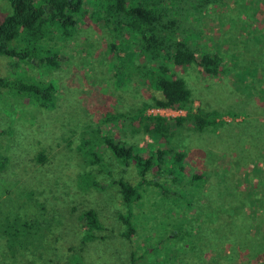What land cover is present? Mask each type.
<instances>
[{"label":"rangeland","instance_id":"1","mask_svg":"<svg viewBox=\"0 0 264 264\" xmlns=\"http://www.w3.org/2000/svg\"><path fill=\"white\" fill-rule=\"evenodd\" d=\"M10 13L0 0V21ZM182 21L196 56L217 53L234 71L230 82L225 75L204 76L196 64L176 70L193 109L214 112L210 118L223 125L200 133L168 121L170 133L153 148L136 117L123 122V116L136 115L158 93L139 81L140 60L130 78H117L101 23L87 16L73 37L49 41L46 47L58 51L53 69L0 56V77L34 79L56 90L47 107L0 90V154L6 159L0 169V264H264V95L255 82L264 79V0H221L205 11H187ZM253 84L256 94H250ZM104 137L144 157L163 144L183 150L184 175L202 178L173 184L154 168L147 182L168 184L177 200L159 198L155 185L143 187L130 211L135 233L129 236L117 182L136 185L139 177L133 163L123 166L103 145ZM80 177L98 187L78 186ZM220 182L226 184L223 197ZM90 209L100 223L91 233L81 219ZM171 229L179 231L177 239Z\"/></svg>","mask_w":264,"mask_h":264},{"label":"trees","instance_id":"2","mask_svg":"<svg viewBox=\"0 0 264 264\" xmlns=\"http://www.w3.org/2000/svg\"><path fill=\"white\" fill-rule=\"evenodd\" d=\"M6 1L11 13L0 21L1 57L25 62L38 69L56 68L58 66L56 61L58 51L52 52L46 45L53 39L60 42L73 37L76 26L89 16L91 21L97 24L101 23L102 27L107 30L109 37L107 51L113 55L116 61L117 78L121 75L125 76L126 79L130 78L133 74L134 62L136 60L141 61L138 79L144 86L148 84L151 90L158 93V96L153 95L151 102L141 104L136 115L131 118L123 116L125 120H122L125 122L126 119L130 120L136 117L139 126L143 128L144 133L151 140L147 144L150 148L156 146L158 140L165 138L170 133L168 121L160 117L146 115V111L150 108H168L177 105L186 110L187 113L185 116L174 120L176 125L181 126L186 123L200 133L210 128L212 131H216L223 125L222 122L216 121L218 117L210 118L214 112L204 113L200 108L193 109L191 92L186 87L182 77L176 74V70L194 64L200 66L204 76L208 78L225 75L229 79L234 73V71L233 73L229 72L226 68L227 63L217 53L211 54L202 51L198 52L199 54L196 56V49L190 47L191 43L185 39L183 32L182 18L184 13L187 11L194 13L205 11L209 5L218 4L221 0ZM138 48L139 52L137 51ZM234 63H236L235 60ZM259 72L264 73L261 70ZM239 79V77L236 79L238 83H242L243 80L239 81ZM232 80L233 78H230V82ZM255 82L263 86V88L259 87V91L264 95V79ZM254 88L253 84L251 88L253 90L250 94H256L257 90ZM1 89H7L14 95L29 97L42 107H47L53 103L54 92L56 91L51 83L36 82L34 79L25 80L21 77L14 80H10L8 77H0ZM236 92L240 93L238 89ZM3 133V131L0 132V136ZM102 143L112 151L114 157L123 166L133 163L137 170L139 181L136 185H131L122 180L117 182L123 203L128 211V214L121 216L120 219L126 226V234L129 236L135 233L130 211L135 202L141 199L143 187L155 185L161 194L159 198L177 200L176 195L167 189L168 184L165 183L163 186V184L160 185L153 180L147 182L146 178L154 168L157 171V177L165 176L173 184L181 180V184L184 182L194 185L197 180L202 178V174L186 177L183 167L185 153L182 152L183 150L174 151L168 144H163L164 149L157 148L144 157L142 153L136 152L132 146L123 141L104 137ZM39 160L42 161L43 157L40 156ZM95 161L100 162L97 159ZM5 163V157L0 154V169L4 168ZM80 179L81 177L78 186L87 182L80 181ZM87 185L98 187V184L90 177ZM225 187V183H218V188L221 190L217 193L219 196H221L219 193L224 194L223 188ZM251 204L253 202H250ZM81 219L84 221L83 225L87 232L91 233L100 229L98 216L94 210H86L81 214ZM15 232L17 234V231ZM177 233L179 231L175 229H171L169 232L171 237L176 239ZM167 234L165 236L168 240L170 237ZM91 236L96 239L93 234Z\"/></svg>","mask_w":264,"mask_h":264},{"label":"built area","instance_id":"3","mask_svg":"<svg viewBox=\"0 0 264 264\" xmlns=\"http://www.w3.org/2000/svg\"><path fill=\"white\" fill-rule=\"evenodd\" d=\"M186 113V110L179 108L177 105L168 108H150L146 111L147 116L160 117L166 121H172L178 117H183Z\"/></svg>","mask_w":264,"mask_h":264}]
</instances>
